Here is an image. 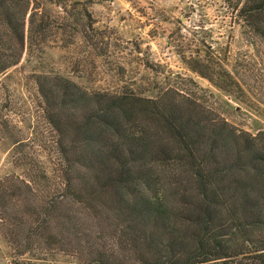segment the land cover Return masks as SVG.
<instances>
[{"label": "trees", "instance_id": "1", "mask_svg": "<svg viewBox=\"0 0 264 264\" xmlns=\"http://www.w3.org/2000/svg\"><path fill=\"white\" fill-rule=\"evenodd\" d=\"M223 1L264 41V0ZM62 13L0 0V77L50 35H84ZM35 84L55 174L35 155L24 180L1 182L10 264H60L58 254L76 260L64 264H264V131L240 130L175 88L145 97L49 73ZM5 115L0 105L12 138Z\"/></svg>", "mask_w": 264, "mask_h": 264}, {"label": "rangeland", "instance_id": "2", "mask_svg": "<svg viewBox=\"0 0 264 264\" xmlns=\"http://www.w3.org/2000/svg\"><path fill=\"white\" fill-rule=\"evenodd\" d=\"M37 1L47 3L48 14L74 15L84 35L68 29L50 35L0 77L1 113L12 135L0 131V184L24 180L35 155L49 177L55 174L53 156L43 152L51 150L52 134L35 84L46 73L87 90L132 89L145 97L179 89L240 130L264 131V41L223 0H61L60 10L56 0ZM13 253L0 230V264H10ZM53 261L76 262L62 254Z\"/></svg>", "mask_w": 264, "mask_h": 264}]
</instances>
